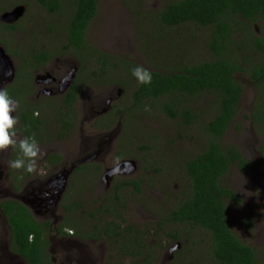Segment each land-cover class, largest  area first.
Returning a JSON list of instances; mask_svg holds the SVG:
<instances>
[{
    "label": "rangeland",
    "instance_id": "obj_1",
    "mask_svg": "<svg viewBox=\"0 0 264 264\" xmlns=\"http://www.w3.org/2000/svg\"><path fill=\"white\" fill-rule=\"evenodd\" d=\"M9 1L12 2L13 0ZM74 1L62 0L65 10L61 14L48 12L34 0H30L29 2L24 1L22 4L19 3L25 9L17 20L19 21L18 29H13L9 33L5 32L0 39L12 41L18 49H22L25 45L26 37L28 38L27 42H29L32 48L29 51H27V48L23 53L20 52L21 54L27 56L28 52H32L33 50L38 51L45 47L55 54L54 60L48 65L50 66L49 68L55 69L57 73H61L65 68L70 70V68L76 65V61H78L76 55H73L74 53L64 54L60 50V47L63 42L67 41L64 28L67 25L69 17L73 14ZM166 4V0H99L97 15L86 32V38L88 42L97 48L115 56L142 64L147 69H156V66L163 67L165 65L170 67L171 65L167 61L171 59L170 54L175 57V61L176 59L179 61L189 60L188 54L181 50L182 44L174 42V53L166 52L168 46L172 44L170 41L174 39L177 41L180 30H177L171 36L167 34V37L162 38L163 32L159 30V27L153 29L150 26L151 18L153 19L155 12L161 11ZM0 7H2L1 0ZM13 8H10V10ZM2 13L0 11V19ZM49 28L52 31H49ZM255 30L258 34L264 32V22L256 23ZM183 32L185 35L193 33L192 29ZM235 34L238 35L236 32ZM141 36L150 40L153 46L152 50L142 43ZM238 38L240 39L241 37L236 36V40ZM247 41L250 44L248 51L245 49L237 50L240 58L246 52L248 55H251V53L255 55L257 53L262 58L261 62H263V52L255 49L253 45L251 47V43L249 42L251 39ZM4 44L1 43V45ZM204 54L201 47L196 54V60L202 59ZM56 57H59L60 60H55ZM16 63L17 65H21L22 61L20 57H16ZM90 64L86 66V69H84V65H80L77 72L75 82L83 84V97H81V100L75 107L76 111H79L80 118L76 126H73L70 131L72 133L67 131L69 133L62 138L56 137V134L59 135L62 131L58 118H56L57 111L61 105L58 94L51 98V101L46 100V103L39 106L42 108L39 117L44 119V124L40 126L41 132H37V139L40 140L42 138V141L39 142L41 156L38 162L43 160L42 164H44V153L57 149L62 150V154L67 155L73 161L76 159H86V156H82L79 153V143L83 145L85 142L82 141L83 136H90L94 140H97L100 132H106L104 125L107 121L106 117L109 114L107 113L108 110L117 111L119 108L130 105V102H128L129 93L125 88L107 80L96 82L94 77L101 74V70L99 69L100 64L98 66L95 63ZM91 71L96 74L89 75ZM236 77L244 85V94L238 107V113L223 136V143L224 145L238 146L250 160L251 167L245 172L239 170L237 166H232L228 175L223 178V181L239 192L243 198L241 205L228 202V221L241 240L243 239L255 247L260 257V264H264V152L261 150V147H264V125L256 126L250 118L258 99H260L257 91L259 89H257V86L247 74L239 72ZM34 78L31 75V79L34 80ZM106 79H108V76ZM261 88L264 90L263 87ZM33 90L35 89L33 88ZM30 92H32V89ZM89 93L91 94L88 97ZM28 94L29 92L27 96ZM83 100L86 101L84 106H82ZM212 100L211 96L198 100L196 104L201 110L199 114L202 115V118L197 125L192 126L186 125L184 119L181 117L177 119L170 118L164 110V105L156 100H150L142 111L136 109V115L133 117L132 123L128 121V111L120 114L119 110L120 118L116 113L117 118L114 121L115 125L113 127L115 129V137L118 139L111 144H105L102 153L98 157V163L91 166L89 172L87 171V178H81L78 183L77 180L74 181L70 184L68 191H62L59 194L62 198L66 192L63 203L72 204L74 213L76 212L78 216L85 217V221L88 223H91L89 219L91 212L94 213L92 215L94 219H101L100 212L105 213V217H109V220L113 219V214L106 213L102 209V206L104 203H108V201H105L106 197L113 196L115 184L110 183L106 186L102 175L105 173L104 168L116 167L122 161L119 159V154L127 150V157L124 153V155L122 154V158L132 160L130 161L133 163L132 173H129V177L127 178H118L116 183L120 181L124 184L126 179L142 177L145 180L146 189L138 193L132 185L120 187L119 195L121 202L118 204L115 202V205L126 217L127 221L124 223V227L128 225L132 227L125 231H131L137 235L138 232L149 231L147 236L142 234L145 237L143 241L145 243L144 246L146 248L149 247L151 250L159 249L158 252H155L157 256L156 261L151 264H164L162 262L164 259L161 255L163 250L160 249V246L177 251L174 257L169 258L165 264H210L211 260L207 245L202 242V234L198 230L185 224L164 222V231H162L157 226V222L163 219L164 214L173 210L183 200V193L188 191L189 180L185 176L184 171L178 167L181 163L176 160L180 161L184 153L186 154L185 156H189L190 154L196 155L204 148L203 145L209 139L204 131L205 125L216 112V108L210 103ZM20 105L23 106L24 102ZM132 105L130 106L132 107ZM101 111L102 113L99 114ZM15 119L17 120L15 126L18 129L15 130L17 133L15 139L18 142L26 138V136H24V131L20 130L18 117ZM82 119L83 123H81ZM119 139L122 140V144L118 143ZM101 141L100 143H102ZM17 153V149L13 147L0 152V191L2 190V185L7 182V174L11 169L8 166V161L13 160ZM93 161L95 159L91 158L83 161V163H91ZM41 169V167H37L36 171ZM77 169L73 170V172ZM155 169H159V172H156ZM119 175L121 174H116L111 178ZM90 183L93 185L94 191L89 190L88 186ZM83 187H85L84 190L82 189ZM53 206H59L58 202L50 204V217L48 218L51 221H55L57 216L62 214L61 209H53ZM51 214L54 216H51ZM161 214L162 216H160ZM44 217L46 216L39 214L38 218ZM249 220L255 222L253 228L248 227ZM57 226L56 223L53 225L55 229ZM5 229H7V226L2 221V218H0V230ZM177 231L182 236L180 240L168 237L170 232L176 233ZM49 235L50 238L56 237L54 236V232H50ZM188 237L196 241L195 244L186 245L189 242ZM75 240L71 239L72 242ZM162 240L161 245L158 244ZM114 241L113 239V243ZM52 243L54 242L52 241ZM100 243L111 244L107 240L100 241ZM157 246L158 248H155ZM110 250L112 251V248ZM146 251L148 252L149 249H146ZM51 255L58 258V254L54 250H51ZM128 258L117 263L148 264L144 263L146 259L143 257L136 260L132 259L131 262L129 261L130 263L127 262ZM118 259L121 258L118 257ZM108 262H111L110 257H105L98 264H108Z\"/></svg>",
    "mask_w": 264,
    "mask_h": 264
},
{
    "label": "trees",
    "instance_id": "obj_2",
    "mask_svg": "<svg viewBox=\"0 0 264 264\" xmlns=\"http://www.w3.org/2000/svg\"><path fill=\"white\" fill-rule=\"evenodd\" d=\"M24 1L30 0H13L12 2L1 0L0 11L10 10ZM34 1L52 14H61L65 10L62 0ZM166 1L165 7L155 12V16L151 18L150 26L153 29L159 27V30L163 32L162 38L180 30L177 41L175 39L170 41L172 44L168 46L166 52L174 53V42L182 44L181 50L188 54L189 60L176 59L175 61V57L170 54L171 59L167 60L170 67L165 65L149 69L153 77L151 84L141 85L131 73L133 67L142 64L102 51L88 42L86 32L97 15L99 0L74 1L73 14L64 28L67 41L61 44L60 50L62 53L78 54L84 69L90 63V65L95 63L96 66L100 64L101 74L94 77L96 82L107 80L125 88L129 93L128 102L133 105L132 107L124 106L119 110L120 112L128 111L130 123L136 115V109L142 111L150 100H156L164 105V110L170 118L181 117L186 125H197L202 115L199 114L201 110L196 103L207 96L213 98L210 103L216 108V112L205 125L204 131L209 137L207 143L198 154L185 156L184 153L180 161L176 160L181 163L178 167L184 171L189 180L188 191L183 193V200L173 210L163 215V219L157 226L164 231L162 226L164 222H175L198 230L202 234V242L207 245L210 264L216 262L218 264H260V257L255 247L243 243L231 228L228 221V202L241 205L242 197L239 192L223 181L232 166H237L239 170L246 172L250 169L251 163L238 146L224 145L223 136L236 117L244 94V85L236 77L239 72L247 74L259 89L257 91L260 99L250 118L256 126L264 125V90L261 88H264V61L261 62L262 58L257 53L248 55L246 52L247 54L244 53L242 58L237 54V50L248 51L250 46L248 39H251L249 41L251 47L253 45L264 54V32L258 34L255 30V24L264 21V0ZM6 28L9 30L12 25H7ZM191 29L193 31L191 34L185 35L183 32ZM49 31L52 29L49 28ZM236 36L241 38L236 40ZM141 41L152 50L153 46L149 39L141 36ZM198 47H202L205 53L200 60H196V54L200 49ZM41 50L40 53H36L37 55H33L35 50L31 54L32 60H36L39 64L47 62L55 55L53 51L51 53L45 47ZM90 74L96 73L91 71ZM107 76L108 79H106ZM79 90V85L73 84L64 98L65 104L57 111L56 118L59 124L64 125L59 133L60 136L68 134L67 131L73 128V126L70 127L72 124L70 118L75 119L78 115L73 106ZM21 94L16 91L12 93V96L20 103ZM38 111H42V108L19 106L16 115L20 129L24 131L26 137L34 136L36 140L35 133L41 131L40 126L44 124V119L36 115ZM117 114L119 115V112ZM16 149L19 150L18 146ZM261 150L264 152V147H261ZM122 154L120 157H123ZM155 171L159 172V169ZM123 185V187L134 186L138 193L142 191L140 183L133 179L124 181ZM120 187L117 186L114 196L106 197L105 201L109 204L104 203L102 209L114 216L109 220L111 225L106 223L107 226H110L113 231L122 233L132 227L129 225L124 227L126 217L115 205V202L116 204L121 202ZM2 207L18 236L24 238L32 248L31 252H24L26 257L33 264H51L46 251L47 242L46 239L43 240L46 230L41 228L40 222L33 216L30 209L18 201H5ZM63 207L71 211L73 206L64 203ZM68 220L69 214L65 222ZM139 234V237H143L142 234L147 236L149 231L139 232ZM30 235L33 236V241L29 240ZM168 237L176 240L182 238L179 231L170 232ZM188 239L189 242L186 245L195 244L196 241L189 237ZM141 243L142 246L145 245L144 242Z\"/></svg>",
    "mask_w": 264,
    "mask_h": 264
},
{
    "label": "flooded vegetation",
    "instance_id": "obj_3",
    "mask_svg": "<svg viewBox=\"0 0 264 264\" xmlns=\"http://www.w3.org/2000/svg\"><path fill=\"white\" fill-rule=\"evenodd\" d=\"M15 8L16 7H14L13 9ZM13 9L9 11H12ZM9 11H1V12H3L2 13L3 15L4 13L9 12ZM2 15L0 19V37L2 36V34L4 35L5 32L9 33L13 29H18V23H19V21H17L19 18L13 22L4 21L2 19L3 17ZM7 25H12V28L8 30L6 28ZM27 39L28 38L25 37L26 42H25V45L22 47V49H18L15 46L14 42L12 41H7L6 39L5 40L0 39V48H4L5 52L12 59L13 66H14L12 71H10V68H8V69H2L1 70L2 72L0 73V89L6 90L10 98H12L14 101L17 102V107L15 109V112L11 113L10 115L16 118L18 107L21 106L20 104L22 102H24L23 106L25 107H39L43 103H46V100L51 101V98H53L57 94L59 97L58 99L60 100V104H61L60 106H62L65 104L64 98L67 95V93L70 92L71 86L73 84L79 85L80 87L79 95L76 97L75 102H74L75 105L73 106L74 110L76 111L75 107L76 105H78L79 101L81 100V97H83L82 96V85L83 84L75 82L79 67L80 65H82L81 61L79 60L77 56L78 54H73L69 52L64 53V54L76 55V58L78 61H76V65L70 68V70L68 68H65L64 70H62L61 73H57L55 72L56 71L55 69L49 68L50 66H48L51 64V61H53L55 57H52V59L48 60L45 63L39 64L36 60L34 59L32 60L33 56H31V54L32 52H34V50L32 52H28L27 56L24 54H21L23 53V51H26L27 48H28L27 51H29L32 48L29 42H27ZM1 43H5V44L1 45ZM41 49L38 51L35 50L33 55H37L36 53H40L42 51ZM16 57L21 58V61H22L21 65L20 64L17 65ZM2 60L3 59L0 58V62ZM55 60H60V59L59 57H56ZM40 69L42 70V72ZM74 69H77L76 76L74 77L73 80H71L70 85L67 86V77L70 74V72L73 71ZM31 75L35 77L34 80L31 79ZM89 75L91 74L89 73ZM33 88L35 90H33ZM31 89H32V92H30ZM16 91L22 93L20 97H22L23 99L20 103L17 101L16 98L12 96V93ZM28 92L29 94L27 96ZM90 94L91 93H89L88 97L90 96ZM85 102H86L85 100L82 101L83 103L82 106L85 105ZM110 111L108 110L107 112L109 114L106 117L107 121H106V124L104 125V129L106 130V132L105 133L100 132L97 136L98 138L97 140H94L90 136H83L82 141H85L84 144L80 145L79 143V146H80L79 153L82 156H86L87 157L86 159L94 158L95 161L91 163H83V161H86L85 158L79 159V160L76 159L75 161H73L67 155H63L62 150L57 149L52 152L48 151L44 153L43 157H44L45 163L42 164L43 160L38 162L42 164V165L38 164L37 166V167L42 168L39 171H35L34 173H27L23 169H12V168L10 169L9 173L7 174V182L2 185V190L0 191V218H2V221L7 226V229L0 230V264H33L31 260L28 259L26 255L24 254L25 251L31 252L32 248L30 247L29 243L24 238H21L18 236L15 229L10 225L9 219L7 218L5 214L2 204L5 201H10V202L18 201L22 203L21 201L17 199V196L21 194H29L32 196H37L39 198L46 197L44 192H47L49 195H56L59 189L51 188L48 186V184L51 182V180H53L59 174L61 175V177H60L59 184L57 185L58 186L60 185L61 187H63L64 182L66 181L65 188H62L63 191H68L70 184H72L74 181L77 180V183H78V181L81 178L83 177L87 178L86 176L88 175L87 171L89 172L90 167L98 163L97 162L98 157L102 153L103 151L102 149L103 147H105V144L106 143L111 144L113 141L118 139L115 137L116 136L114 134L115 129L113 128L115 125L114 121L117 118L116 113L118 112V110L111 111V112ZM38 112L39 113H36L37 116H39L40 114V111ZM76 113L78 115L77 117H75V119L70 118V122H72L70 127L72 126L75 127L79 121V118H80L79 111L77 110ZM101 113L102 111L99 112V114ZM121 113L123 112H120V114ZM119 118H120V115H119ZM81 123H83V119ZM60 126L61 128H64L63 124H60ZM15 130H18L16 126H15ZM71 130L72 128L69 130V132ZM65 135L67 134H62V136L56 134V137L58 136L59 138H62ZM24 136H26L25 133H24ZM35 136H37L36 133H35ZM37 140L39 143L40 141H42V138H40V140L39 139ZM100 141L102 143H100ZM118 143L122 144V140L119 139ZM39 146H40V143H39ZM126 151L127 150H125L124 153H125V156L127 157ZM21 155L22 154L19 151L15 155L14 159L18 158ZM120 155L121 154H119V159H121L122 161L117 164V166H120V169L116 170L117 166L116 167L114 166L113 168H107V169L104 168L105 173L102 175L106 186H108L110 183L115 184L114 185L115 190L113 194L117 191V186H121L122 188L124 186L120 181L116 183L117 179L122 178V177L124 178L129 177L128 174L132 173L131 169L133 168V163L130 162L132 160H125L122 157H120ZM75 165H77L76 168L78 169L75 172H73V170L76 169L74 168ZM110 169H115L116 171L114 174H112L109 177V175H107L106 173ZM116 174H121V175L111 178ZM128 180H131V179H126V181ZM133 181L139 182L142 190L146 189L145 180L142 177L134 178ZM88 187L90 191H94L93 185L91 183L89 184ZM65 193L63 194L62 198L59 195V200H58L59 206L52 207L53 209L57 208V210L61 209L62 211V214L57 216L54 222L51 223L50 219L48 218L50 217V209H49L50 205L47 207L41 208L38 211V213L40 212L39 214L45 215L46 217L37 218L39 214H37L38 216L36 217L37 220L41 224V228L43 230H46V232L43 235V240L46 239V242H47L46 251L48 253L47 255L49 257V261L51 264H74V263L75 264H98V262L99 261L102 262L105 257L106 258L110 257L111 262L110 263L108 262V264H118L117 262L123 261V259L125 260L127 257H129L127 262L129 261L131 262L132 259L136 260L137 258L139 259L142 257L146 259L144 263L151 264L156 261L157 256L155 255L156 254L155 252H158L159 249L151 250L149 247L146 248L145 246H142L141 242L145 240V237H139L140 236L139 232H138V235L135 236L134 233H132L131 231H123L122 233L118 231H113L111 227L107 226L106 224L108 223V225H111L109 222V217L108 218L105 217L106 214H103V213L100 214L101 219H94L92 218V215H94V213L91 212V215L89 214L90 215L89 219L91 223L86 222L85 217L81 215L78 216V214L76 212L74 213L73 210L69 211L67 208L63 207V204H64L63 200H64ZM242 203H243V198H242ZM73 213H74V216L77 214L74 218H73ZM68 214H69V220L65 222L66 216ZM51 216H54V215L51 214ZM49 221L50 223H47ZM55 223L56 225H58L56 229L53 227ZM247 225L249 228H253L255 226V222L253 220H249ZM71 229L73 230V234H70ZM50 232H54V236L56 237L50 238V235H49ZM242 232H244V230H242ZM235 234L238 236L236 232ZM16 235H17V238H16ZM28 238L30 241H33L32 235H30ZM71 239H74V240L76 239V240L72 242ZM113 239L115 240L114 243H113ZM104 240L109 241L111 244H101L100 241H104ZM52 241L54 243H52ZM241 241L245 244L251 245L245 242L243 239ZM162 242L163 240L160 241V243L158 244L161 245ZM111 248H112V251L110 250ZM155 248H158V246ZM146 249H149V251L147 252ZM160 249L163 250L161 255L164 259L162 261L164 262V264L169 258H173L175 253L177 252L175 249L167 248L164 246H160ZM51 250H54V252L58 254V258L51 255ZM118 257H120L121 259H118ZM215 264H218V263L216 262Z\"/></svg>",
    "mask_w": 264,
    "mask_h": 264
},
{
    "label": "clouds",
    "instance_id": "obj_4",
    "mask_svg": "<svg viewBox=\"0 0 264 264\" xmlns=\"http://www.w3.org/2000/svg\"><path fill=\"white\" fill-rule=\"evenodd\" d=\"M131 73L141 85H148L152 83L153 77L151 71L142 65L133 67L131 69ZM16 107L17 102L10 98L6 90L0 89V152L7 150L9 147L16 148L18 145L19 151L22 155L16 159L9 160L8 166L12 169H23L27 173H34L37 170L38 159L41 156V148L34 136L26 137L18 142L15 139L17 133L14 126L16 125L17 120L10 115V113L15 112ZM76 166L77 165H75L74 168ZM118 167L119 166H117V168ZM113 171L115 172L116 170L110 169L106 174L110 177L114 174ZM84 188L85 187L82 189L84 190ZM32 214L35 218L38 216V212H32ZM74 217L75 216L73 215V218ZM52 222L54 221L52 220L51 223ZM70 231V234H73V230L71 229Z\"/></svg>",
    "mask_w": 264,
    "mask_h": 264
},
{
    "label": "water",
    "instance_id": "obj_5",
    "mask_svg": "<svg viewBox=\"0 0 264 264\" xmlns=\"http://www.w3.org/2000/svg\"><path fill=\"white\" fill-rule=\"evenodd\" d=\"M23 10H24V6L23 5L17 6L12 11H9V12L4 13L2 15L3 16L2 19L4 21H7V22L16 21L22 15ZM0 55H1L0 58L3 59L0 62V73L2 72L1 71L2 69H8V68H10V71H12V69L14 68L12 59L5 52L4 48H0ZM76 70L77 69H74L68 75V77H67V86L70 85L71 80H73L74 77L76 76ZM86 160H89V159H86ZM119 168H120V166L117 169H119ZM113 173H115V172L113 171ZM60 177H61L60 174L57 175L48 184V186L51 187V188H58L59 189L58 190V193L56 195H49L47 192H44V194L46 195V197L39 198L37 196H32V195H29V194H21V195H18L17 196V199L19 201H21L33 213H37L41 208L47 207L50 204H52L53 202H58V200H59V194L63 191L62 188H65V186H66V183H65L66 181L64 182L63 187H61L60 185L59 186L57 185V184H59ZM56 186H58V187H56Z\"/></svg>",
    "mask_w": 264,
    "mask_h": 264
}]
</instances>
